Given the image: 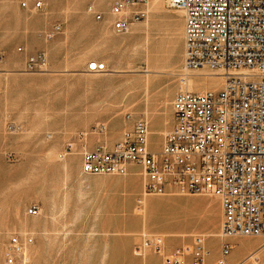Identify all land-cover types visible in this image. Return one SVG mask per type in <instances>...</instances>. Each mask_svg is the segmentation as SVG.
<instances>
[{"label": "rangeland", "instance_id": "374dc122", "mask_svg": "<svg viewBox=\"0 0 264 264\" xmlns=\"http://www.w3.org/2000/svg\"><path fill=\"white\" fill-rule=\"evenodd\" d=\"M3 1L0 0V3ZM95 1L97 2V5H94L95 9L106 16L108 0ZM89 5H91L90 0H61L48 4L38 12H29L33 16H31L32 19L44 15L50 19V27L34 31L33 38L45 39L44 33L48 32L47 30L55 23L61 27L60 33L48 41L56 40L43 48V52L47 54L48 58L51 57L50 60H53L54 64L50 66V61L47 71L16 70V72L22 73L21 78L11 80L7 91L1 87L0 264H4L5 252L11 236H18L23 245L27 244L28 260L31 263L35 248L29 246V243L33 241H35L34 244L40 243L41 235L46 240L49 236V245L45 248L43 256L58 258L82 256L89 253L99 255L98 250L89 248L96 242L93 239L92 241L88 239L91 232L102 230L107 223L112 222L114 232L117 233H113L109 238L116 241L124 234L118 230L122 221L131 215H137L136 220L141 224L137 204L134 205V210L126 213H117L115 207L110 208L111 217L105 216V212L101 216L89 215L95 214L94 211L93 213L91 211L95 210L96 206L87 202L90 196L85 194L88 193L89 183L80 174V157L84 151L97 146L111 147L121 138L123 131L131 125L134 118L146 117L144 108L148 101L145 100L144 91L142 95L138 96L131 92L136 89L137 84L143 85V79L140 81L139 78H144L145 75L141 71L146 69L153 71L149 78L160 74H169L168 82L163 86H167V89L164 87L165 90L173 87L175 81L173 76L175 75L171 73H177L178 71L174 70L182 69L183 59L181 65L174 66L177 64L175 61L177 49L173 48L169 53L171 59L173 58L172 62L165 64L164 67H158L157 61L152 58V54L157 52L155 49L148 48V41L149 33H152L151 45L161 41L167 31L166 16L177 10L169 8L167 0H164L161 10L154 8L150 3L147 18L144 16L140 19L142 23H136L137 27H135L136 30L133 29L134 32L131 30L130 33L115 34L110 28L109 19L104 20V24L103 21H97L87 13L86 9ZM10 10L11 4L10 7L0 10V16H4ZM163 10H165L163 13L155 14L150 22L154 12ZM149 24L151 32H149ZM0 26V28L7 27ZM138 28L141 30L139 31ZM172 28L173 25L170 29L172 30ZM134 33H138L139 36ZM141 36L142 45L133 48L134 41L137 38L140 39ZM17 46L24 45L16 42L15 51ZM51 46L55 47L51 48ZM126 53L131 55L124 58L123 55ZM180 54L183 57V51H180ZM93 61L103 63L106 70L110 71L87 72L88 63ZM61 62L63 63L61 64ZM117 68L126 71L116 72ZM208 71L203 74L215 73L211 70ZM11 72L14 73L15 70L2 71L5 74ZM2 73L0 72V74ZM138 74L143 77L135 78L139 76ZM196 74L202 73L197 72L192 75L193 84L190 88L179 86V89H191L193 92H217L220 90L222 84L220 79L198 77ZM153 87L155 90H159L162 88V84L152 85L150 90ZM143 89H145L144 85ZM161 101V105L165 106L163 103L165 100ZM170 102L171 98L169 105ZM152 103L156 107L160 104L159 100H152ZM161 105L157 108L161 111L159 114L151 116L149 112L148 115L150 128H161L159 132L165 128L169 117L166 106L162 107ZM125 112L132 113L129 114L130 120L125 119ZM153 131L151 129V133ZM160 138V134L157 132L150 135L151 149H158ZM73 149H76L75 153ZM68 152L70 153L67 155ZM65 160L71 168L68 178L64 177L65 175L62 176L64 173L61 172ZM75 176L78 192L74 188L75 185L69 183L71 177L73 181ZM93 177L111 178L114 176ZM130 178L133 184L138 180L137 175H132ZM80 181L82 184L79 183ZM108 183L110 184V181ZM173 193L189 195L176 191ZM120 196L118 192L113 191L109 199L114 201ZM210 201L207 200L205 205L206 208L210 207L209 212L213 214L214 202ZM162 203L156 199L147 201L149 219L150 212L154 208L160 207ZM192 205L196 210L197 206ZM33 206L37 208L36 214L29 213V208ZM166 210L168 211V209ZM50 232H52L51 235H49ZM217 232L210 231L208 233ZM84 237L86 238L84 239ZM99 242L100 240H98ZM228 242L231 245V250L226 256V260L237 258L253 245V242L243 239H229ZM206 245L210 251L205 256V263L208 264L219 256V240L216 236H207ZM261 257L264 258V250L261 252Z\"/></svg>", "mask_w": 264, "mask_h": 264}, {"label": "built area", "instance_id": "2783aa9c", "mask_svg": "<svg viewBox=\"0 0 264 264\" xmlns=\"http://www.w3.org/2000/svg\"><path fill=\"white\" fill-rule=\"evenodd\" d=\"M145 1L113 0L109 8L113 29L127 32L144 12L125 10ZM29 2L39 11L46 0H23L20 6L28 8ZM167 6L184 16L179 80L205 68L222 76L220 90L179 89L171 102L175 122L159 150L148 148V123L138 118L111 147L84 151L80 168L85 175H125L128 165L134 164L144 177L145 195L164 194L169 186L182 194L218 197L222 243L214 264H226L231 250L226 238H264V0H167ZM94 17L100 20L102 14L94 13ZM59 30L55 25L47 37ZM2 58L0 52V67ZM45 66V54L40 51L27 58L25 71H43ZM87 70L96 73L105 68L91 62ZM124 117L130 120L129 113ZM136 204L141 205V198ZM29 213L36 214L37 208H29ZM162 245L160 235H145L134 253L144 246L161 253ZM23 247L18 236H11L4 264H25ZM207 254L202 237L195 236L192 246L175 248L160 264H205ZM250 257L256 259L253 255L246 259Z\"/></svg>", "mask_w": 264, "mask_h": 264}, {"label": "crops", "instance_id": "0c3cea01", "mask_svg": "<svg viewBox=\"0 0 264 264\" xmlns=\"http://www.w3.org/2000/svg\"><path fill=\"white\" fill-rule=\"evenodd\" d=\"M21 1L23 0H6L0 3V10L2 8L10 7L11 4V10L8 13H6L4 16H0V25L7 26L5 28H0V52L3 55L2 65L0 67L1 73L4 69L6 70L23 69V71H25V64L27 58L31 55L36 54L37 52L40 51L43 52L44 51L43 48H45V46L52 44L56 39L53 42H49L48 40L54 38L56 35L60 33L59 30L58 32L53 33V36L51 38L47 37V34L53 31V27L55 25H59L58 23H55L51 26L49 30H47L48 32L44 33L45 39L38 40L36 38H33L34 31H38V30L40 31L42 29L44 30V29H48L47 27H50L49 26L50 19L45 15L38 16L37 18L35 17L34 19H32L33 16L30 15L29 12H38V11L32 9L31 2H29L28 8H22L20 6ZM56 1L60 2L61 0H46L44 7ZM112 2L113 0L107 1L108 9L107 12L105 13L106 16H104L102 12L97 11L95 9L94 5L95 4L97 5V2L95 0L92 1L90 0L91 5L87 6V8L91 7V11H88L86 9L87 13L92 15L94 19H95L94 13H101L102 18L100 19V21H103L104 23V20L111 19L112 17L109 10ZM146 2L147 1L135 7L128 8L129 9L128 12L132 10L133 11L142 10L145 16ZM164 11L165 10L161 12H154L151 15L150 22L155 14L163 13ZM169 14L170 15L166 16L167 31L165 32V36L157 44L151 45L150 44V38L152 36L151 33L148 41V48H150L151 50L155 49L156 50L155 52H157L154 55L152 54V58H154L157 61L158 67H164L165 64L167 65L170 63L172 59L169 53L173 48L177 49L176 65L177 66L181 65V61L182 59H184V16L182 12L181 11L179 12L178 10L176 12H171ZM139 22L142 21L141 20L132 21L131 24L129 25L128 31L125 33H117L112 27V21H110L109 23L111 30L115 34H126V33H130L131 30L133 31V29L137 27L136 23ZM172 25L173 28L171 30L170 27H172ZM149 29H150V24H149ZM137 34L138 33H136L135 35ZM16 42H19V44H22L24 46H17L15 51L14 45ZM19 48L20 50H18ZM180 51H183V57L180 54ZM43 53L45 54V58H46L45 69H48L49 62L51 61L50 66L51 64H54V62L53 60H50L51 57L48 58L45 52ZM62 63L63 62H61V64ZM104 68L106 70L105 65ZM86 71L89 72L87 70V67H86ZM175 71H178L177 74L173 76V79H175V81L173 82L175 86L173 85V87L169 90H164V87L166 88L167 86H163V84H167L168 82L167 78L170 77L169 74H160V75L152 76L149 81L150 87L152 85L162 84V88L159 90L158 89L155 90V88L153 87L147 98L148 100L147 108L150 112V115L155 116L159 114V112H161L160 110L157 109L161 104H159L158 107H156L152 103V100H159L160 103L161 100L163 99L168 101L167 104H165V106L168 112L167 115H169V117L167 118V123L165 128L160 131L161 133L159 132L161 128L159 129L150 128V124H149L148 148L152 151H157L160 149L164 133L169 131L175 122L171 102L174 95L179 90L180 84L178 79H179V74L182 72V69L180 70L177 69ZM89 73H94V72H89ZM96 73H102V72H96ZM20 75H22V73H17V72L15 73L11 72L9 74H5V73L0 74V90L1 87H3L5 91H7L9 89L10 81L20 79L21 78ZM139 77H143V76L139 75L138 77L135 78H139ZM143 91H144L143 85L137 84L136 89L131 92L133 95L138 96V95H142ZM170 98H171V102L169 105ZM152 111H154L153 114ZM126 113L127 112H125V114ZM138 118H144V116L141 117L138 116L134 118L133 121H135ZM151 129L154 130L152 133L157 132L160 134L161 137L160 146L156 150L151 149L149 145L150 135L152 134ZM164 130L165 132L163 133ZM80 164H81V157L79 163V171L81 176L89 183V188L87 189L88 193L85 194L90 196L87 199V202L93 206L94 205L96 206L95 210L91 211V213H93L94 211L95 214L94 213L89 214L90 216L91 215L101 216L105 212L104 213L105 216L111 217L112 213L110 212L109 209L113 207L117 209L118 211L117 213H126L128 211L130 212L131 210H134V205L136 204L137 199L142 198L143 196L142 190H143L144 177L142 175L139 166L134 164H129L127 167V173L125 175H110L114 177L105 178V177H93V176H102V175L83 174L81 172ZM132 175L138 176V180L135 184L132 183V179L130 178V176ZM127 178L129 179L127 180ZM75 179L76 176L73 179V181L71 177L69 183L75 185L76 184ZM99 181L101 182L99 183ZM108 181H110V184L108 183ZM74 188L78 192L76 185L74 186ZM113 191H116L119 193V195H121L120 197H117V199L114 201L109 199V197L112 196ZM173 191L174 190L171 187L166 186V190L164 194L146 195L147 201L150 199H156L158 201L159 200L162 201L163 203L160 205V207L154 208L150 212V219L147 222V227L145 231H142L141 224L137 222L136 220L138 218L137 215L134 216L131 215L128 219L122 221V225L118 227L119 228L118 230H120V232H123L124 234H122V236L116 241H112L109 238L113 233H117L114 232L115 230L112 222L107 223L102 230H96V232H91L90 235H88L89 236L88 239L91 241L93 239L96 242L93 246H89V248L98 250L99 255H94L95 253L92 254L89 253L88 255H82V256H74V257L66 256V257H58V258L43 256L42 254H44L45 248L47 247V245H49V236L48 239L46 240L45 237H43L41 235V232L39 231L42 241L38 244H34L35 241L29 243V246H33L35 248V252H34V256H32L31 258V263L28 262L27 264H160L163 256L165 254L172 252L175 248L192 246L193 238L195 236L202 237L203 246L208 251L209 254L210 251L206 245V237L209 236L208 232L218 231L216 238H218L219 240V247H218L219 256L217 258H214L210 263H208V264H214L220 258V246L222 243V237L220 235L221 220H222V207H221L220 199L216 196H209L204 194H189L190 196L180 195L177 193H173ZM192 195H198V196H192ZM210 199L214 202L213 204L214 208H212L214 209L213 214L209 212L210 211L209 208H205L206 207L205 203L207 202V200ZM192 204H195L197 206L196 210L195 208H193ZM166 209H168V211ZM51 233L52 232H50L49 235H51ZM162 233H166L168 236H164ZM202 234H206L207 236H203ZM145 235H160L162 237L163 245H162L161 253H155L151 248H150L151 250L149 249L146 256H144L143 254L136 255L133 252V249L136 246L141 245ZM85 238L86 237H84V239ZM229 239H243L248 242H253V245L248 247L237 258H231V260H226V264H246V263L264 264V258L261 257V252L264 250V246L261 247L264 244V238L259 236L257 237L239 236V237L226 238L225 241L228 242ZM98 240H100L99 243ZM104 240L106 241L105 243ZM145 248L146 247H143L142 251H144L143 249ZM40 253L41 256H39ZM252 254L254 257L256 256L255 257L256 259H253V257L246 259L250 255L252 256Z\"/></svg>", "mask_w": 264, "mask_h": 264}, {"label": "bare ground", "instance_id": "6f19581e", "mask_svg": "<svg viewBox=\"0 0 264 264\" xmlns=\"http://www.w3.org/2000/svg\"><path fill=\"white\" fill-rule=\"evenodd\" d=\"M4 1H6V0H4ZM147 2H146V7H145V16H146V18H147V16H148V14H149V10H148V6L150 5V3H152V5H153V7L154 8H157V9H159V10H161L162 8H163V6H164V0H151V2H150V0H146ZM151 8V7H150ZM128 10L129 9H127V11L125 10V12H128ZM179 12H180V10H178ZM149 18V17H148ZM114 18L113 17H111V19H109L110 21H112ZM149 21V20H148ZM142 23V22H141ZM140 23V24H141ZM147 23V22H146ZM147 25V24H146ZM149 27V26H148ZM139 29V28H138ZM136 30V29H135ZM141 29H139V31H140ZM149 30V29H148ZM148 30H147V32H148ZM144 31H146V30H144ZM134 32V31H133ZM150 32V31H149ZM132 34V33H131ZM140 34V33H139ZM149 34H151V33H149ZM138 35V34H137ZM139 36V35H138ZM146 36V35H145ZM144 36V37H145ZM150 36V35H149ZM146 37H148V35L146 36ZM142 36L140 37V39L139 38H137L134 42V46H133V48L135 47V46H140V45H142ZM134 39H135V37H134ZM148 39V38H147ZM109 40H111V39H109ZM113 40V39H112ZM133 40V39H132ZM146 40V39H145ZM144 40V41H145ZM147 41V40H146ZM55 45V44H54ZM147 46V45H146ZM53 47H55V46H51V48H53ZM127 54V53H126ZM123 55L124 56V58L126 57V56H130L131 54H127V55ZM173 59V58H172ZM175 59V58H174ZM69 61V60H68ZM176 61V60H175ZM172 62V61H171ZM174 62V61H173ZM68 63V62H67ZM66 63V64H67ZM91 62H89L88 63V65L90 64ZM100 63V62H99ZM130 63V62H129ZM172 64V63H171ZM88 65H87V67H88ZM173 65V64H172ZM176 64H174V66H175ZM59 67V66H58ZM61 67V66H60ZM65 67H67V66H65ZM116 68V67H115ZM170 68V67H169ZM173 68V66L171 67V69ZM67 69V68H66ZM107 69V68H106ZM182 69H183V66H182ZM53 70V69H52ZM116 70V69H115ZM9 70H6V69H4V72H8ZM22 71V70H21ZM43 71H47V69H44ZM49 71V70H48ZM105 71H110V70H105ZM126 71V70H125ZM125 71H122V70H118V68H117V70H116V72H125ZM129 71V70H128ZM133 71V70H132ZM138 71V70H137ZM175 71V70H174ZM209 72L207 69H205V68H202V69H199V70H197L195 73H197V72ZM15 72H16V70H15ZM14 72V73H15ZM79 72V71H78ZM144 75H145V77L144 78H139L140 79V81L143 79V85L145 86V89H144V94H145V100H147V98H148V96H149V94H150V92H151V90H150V85H149V81H150V75L153 73V71H151L150 69H146V70H144V71H141ZM18 73V72H17ZM19 73H21V72H19ZM132 73H134V72H132ZM195 73H191V74H189V75H186V76H183L184 77V80L181 82L180 80H179V86H184V88H190L191 87V85L193 84V78H192V75H194ZM171 74H173V75H176L177 73H171ZM196 75H198V77L199 76H201V77H203V78H218V79H220V81H221V83H222V80H223V78H222V76H219V75H216V73H211L210 72V74H196ZM83 80V79H82ZM92 80V79H91ZM219 81V82H220ZM167 89V88H166ZM169 89H171V88H169ZM165 90V89H164ZM187 90H191V89H187ZM163 100H165V99H163ZM148 101V100H147ZM146 101V102H147ZM162 102V101H161ZM166 100L163 102L164 103V105L166 104ZM161 104V103H160ZM144 112H145V115H146V117H144L145 118V120L147 121V123H148V128H149V117H148V115H149V110H148V108H147V103L145 104V108H144ZM154 111H152V113H153ZM124 121H125V119H124ZM165 132V130L163 131V133ZM165 134V133H164ZM74 150V153H75V151H76V149H73ZM68 154H69V152H68ZM66 156V155H65ZM62 166V165H61ZM59 168V167H58ZM63 171H61V172H63L64 174H62V176L63 175H65L64 177H66V178H68V174H69V170L71 169L70 168V165H69V163L68 162H66V160H65V163L63 164ZM61 170V169H60ZM66 178H64V179H66ZM70 178V177H69ZM144 179V178H143ZM68 180V179H67ZM82 180V179H81ZM85 180V179H84ZM64 181H66V180H64ZM78 181H79V179H78ZM83 181V180H82ZM144 182V181H143ZM79 183H81L82 184V182L80 181ZM78 184V183H77ZM79 185V184H78ZM85 185V184H84ZM83 185V186H84ZM79 186H82V185H79ZM143 194V193H142ZM211 200V199H210ZM209 200V201H210ZM211 203H212V201H210ZM208 204H210L209 202H208ZM206 206V205H205ZM212 207V206H211ZM206 208V207H205ZM210 208V207H209ZM137 212H139L140 214H139V216H140V219H141V228H142V231H145L146 230V227H147V222H148V212H147V198H146V195L145 194H143V196H142V198H141V205L137 208ZM213 212V211H212ZM150 217V216H149ZM54 220V219H53ZM56 220V219H55ZM54 222V221H53ZM25 224V223H24ZM44 226V225H43ZM22 227V226H21ZM45 227H47V226H45ZM25 229V228H24ZM143 233H145V232H143ZM164 236H168L166 233H162ZM169 234V233H168ZM209 234V236H217V233H208ZM203 236H207L206 234H202ZM23 238V237H22ZM23 240H24V238H23ZM25 241V240H24ZM144 247H146L145 249H143L144 251H142V249H141V252H139V253H137L136 251H135V254L137 255V254H143L144 256H146V254L148 253V251H149V247H147V246H144ZM151 250V249H150ZM22 253H23V256H24V259H25V261H26V263L25 264H27L28 262L30 263V261L28 260V247H27V244H25L24 245V247H23V250H22ZM255 253V252H254ZM253 255V254H252ZM256 257V256H255ZM252 258V257H251ZM252 261V260H251Z\"/></svg>", "mask_w": 264, "mask_h": 264}]
</instances>
